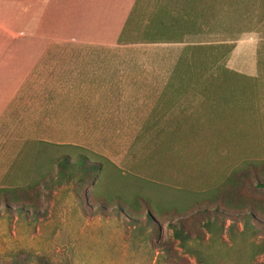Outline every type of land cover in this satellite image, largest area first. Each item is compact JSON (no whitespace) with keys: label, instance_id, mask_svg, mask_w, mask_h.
<instances>
[{"label":"crops","instance_id":"crops-1","mask_svg":"<svg viewBox=\"0 0 264 264\" xmlns=\"http://www.w3.org/2000/svg\"><path fill=\"white\" fill-rule=\"evenodd\" d=\"M260 39L264 0H0V189L34 185L36 230L88 223L104 205L60 180L73 157L139 167L147 135L206 127L211 65L256 80L263 108Z\"/></svg>","mask_w":264,"mask_h":264},{"label":"rangeland","instance_id":"rangeland-1","mask_svg":"<svg viewBox=\"0 0 264 264\" xmlns=\"http://www.w3.org/2000/svg\"><path fill=\"white\" fill-rule=\"evenodd\" d=\"M227 40V62L233 65L235 39ZM260 41L264 43V39ZM47 60V65L58 63L57 56ZM217 77L223 79L219 86ZM210 78L217 79L211 86L206 127H195V133H186V128L180 126L178 133L147 135L148 143L156 139L155 149L139 167L116 169L100 162L101 168L94 169L91 201L108 207L100 205L84 215L90 218L88 223L74 220L65 224V229L36 230L33 215L28 218L20 208L11 212L3 205L0 264H199L179 247L168 223L209 206L203 193L219 186L233 171L264 160V107L259 108L257 81L233 70L220 72L215 65H211ZM73 158L76 166L85 164L81 156ZM250 171L242 175L246 178L239 194L264 203V187L257 185L264 182V168ZM137 197L146 202L139 208L120 204ZM133 208L141 212L132 213ZM164 211L170 213L159 214ZM146 214L154 215L153 223ZM13 215L18 218L15 227ZM196 221L199 224L202 220ZM230 223L231 219H227L224 227ZM241 229L242 223H235L236 241L243 252L241 259H245L250 244L259 239L247 236L242 241ZM191 230L193 235L205 234L199 225H192ZM208 236L206 233L203 238ZM222 240L230 244L226 231L211 250L215 257L224 259L227 249L221 245ZM256 262H264V254L257 256Z\"/></svg>","mask_w":264,"mask_h":264},{"label":"trees","instance_id":"trees-1","mask_svg":"<svg viewBox=\"0 0 264 264\" xmlns=\"http://www.w3.org/2000/svg\"><path fill=\"white\" fill-rule=\"evenodd\" d=\"M252 167V169H251ZM101 168L100 162H86L82 167L75 164L65 167V171L60 173V180L73 182L78 201L86 204L85 192L88 187L93 184L94 169ZM264 160L250 162L249 166L244 169L233 171L228 177L217 187L203 193L201 196L208 201L209 206L197 209L189 217H181L176 223H168V227L172 230V236L179 242V247L186 253L194 256L199 264H264V262H256V257L264 254V203L255 202L251 198H247L239 194V189L245 184L244 179L246 171L257 172L263 171ZM248 177V175H247ZM258 186L264 187V182H259ZM34 191V185L17 189H0V204L6 206L10 210L12 202H20L21 210L27 207L31 200L30 192ZM103 203V202H101ZM126 203V204H125ZM140 203H146L140 198L134 201H122V206H138ZM104 207H108L103 203ZM139 208V206L137 207ZM132 213H140L141 211L133 208ZM25 213V212H24ZM169 212H160L159 214H169ZM26 214V213H25ZM158 214V215H159ZM149 222L153 223L154 215L146 214ZM201 218V219H200ZM227 219H231V223L225 228L224 224ZM196 220H202L197 223ZM241 222L242 229L239 237L244 241L247 236L259 239L257 242L250 244V250L245 259H241L243 254L236 241L235 223ZM199 225L204 229L205 234L208 233L207 239L205 234L191 233V226ZM226 231L228 244L221 241V245L225 247L226 257L217 258L211 250L220 240V234ZM41 264H52L48 261H41Z\"/></svg>","mask_w":264,"mask_h":264}]
</instances>
